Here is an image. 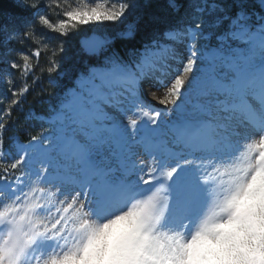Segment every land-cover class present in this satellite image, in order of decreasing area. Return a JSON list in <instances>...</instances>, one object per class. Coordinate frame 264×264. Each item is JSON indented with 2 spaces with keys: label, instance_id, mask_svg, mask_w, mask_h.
I'll list each match as a JSON object with an SVG mask.
<instances>
[{
  "label": "snow or ice",
  "instance_id": "snow-or-ice-1",
  "mask_svg": "<svg viewBox=\"0 0 264 264\" xmlns=\"http://www.w3.org/2000/svg\"><path fill=\"white\" fill-rule=\"evenodd\" d=\"M136 10L149 41L82 37L102 66L6 147L40 57ZM0 81V264H264V0H0Z\"/></svg>",
  "mask_w": 264,
  "mask_h": 264
},
{
  "label": "trees",
  "instance_id": "trees-1",
  "mask_svg": "<svg viewBox=\"0 0 264 264\" xmlns=\"http://www.w3.org/2000/svg\"><path fill=\"white\" fill-rule=\"evenodd\" d=\"M11 2L12 0H3L4 7H8ZM159 3L163 4L164 0H159ZM149 11L155 12L156 9L153 8ZM138 15H140L139 10L126 13L127 18L123 19V22L113 24L111 35L108 37L110 41L109 51L114 49L123 55L126 51L139 48L143 43L149 41L152 26L147 23L146 15L137 25L133 37L123 38L120 35V33L127 31V25L134 22ZM84 31V27L78 28L74 34L66 39V49L61 57L60 68L51 74L54 81L53 87L46 84L45 77L41 75L37 67L35 68V74L40 79L33 84L31 77H29L28 83L31 88L26 97L22 99V103L13 109L8 130L5 132L6 147L11 143L8 140L11 136L16 137L19 142L27 143L30 138L29 134L36 135L41 127L51 129L53 125L49 124L48 120L55 115L53 109L58 107L59 99L75 86V78L81 72L86 73L91 67L102 66L103 55L99 57L90 56L82 50L80 41ZM11 46L18 47L16 44ZM30 113L38 119L30 118Z\"/></svg>",
  "mask_w": 264,
  "mask_h": 264
},
{
  "label": "rangeland",
  "instance_id": "rangeland-1",
  "mask_svg": "<svg viewBox=\"0 0 264 264\" xmlns=\"http://www.w3.org/2000/svg\"><path fill=\"white\" fill-rule=\"evenodd\" d=\"M58 2L63 6L64 4H72L73 6H75L76 4H80V3H92L93 0H58ZM109 3H117L119 2V0H108ZM48 3L52 4L53 0H48ZM55 11H58L55 10ZM59 17L53 16V19H58ZM123 19V18H122ZM120 21L117 22H101V23H97V24H88V25H81L78 26V28H83L84 27V33L82 35V37L84 36H89L91 33H95L98 36H100L101 38H108L111 35V28L113 26V24L115 23H119ZM49 37H52V34L49 33L48 34ZM57 42L56 39H53V43ZM66 46V43L64 44V47ZM18 47H20L18 45ZM17 48V47H16ZM66 49V47H65ZM41 51H44V46L41 45ZM36 61L35 59H33L32 63L34 64ZM47 67H49V65L47 64V56L46 55H42L40 57V61H39V66L38 71L41 73V75H43L45 77L46 80V84L49 86L54 85V81L52 80L51 75H49L46 71ZM43 69V71H42ZM15 75H18V73H14ZM53 87V86H52ZM6 88L7 86L5 84H3L2 81H0V98H3L6 94ZM10 98V93L7 94ZM161 93L158 95L160 96ZM148 99L150 101H152L153 104H156L155 100H152V97L149 95ZM8 102L7 99L4 100L3 104H0V109H2L4 107V104H6ZM157 107H160V105L156 104ZM14 151V150H13Z\"/></svg>",
  "mask_w": 264,
  "mask_h": 264
},
{
  "label": "clouds",
  "instance_id": "clouds-1",
  "mask_svg": "<svg viewBox=\"0 0 264 264\" xmlns=\"http://www.w3.org/2000/svg\"><path fill=\"white\" fill-rule=\"evenodd\" d=\"M262 231H264V229H261L259 226H257V228H256V232H257V233H260V232H262Z\"/></svg>",
  "mask_w": 264,
  "mask_h": 264
},
{
  "label": "water",
  "instance_id": "water-1",
  "mask_svg": "<svg viewBox=\"0 0 264 264\" xmlns=\"http://www.w3.org/2000/svg\"><path fill=\"white\" fill-rule=\"evenodd\" d=\"M92 35H96V36H98L97 34H95V33H91L89 36H92ZM98 37H100V36H98ZM101 38V37H100Z\"/></svg>",
  "mask_w": 264,
  "mask_h": 264
},
{
  "label": "bare ground",
  "instance_id": "bare-ground-1",
  "mask_svg": "<svg viewBox=\"0 0 264 264\" xmlns=\"http://www.w3.org/2000/svg\"><path fill=\"white\" fill-rule=\"evenodd\" d=\"M161 92H157V96L160 94Z\"/></svg>",
  "mask_w": 264,
  "mask_h": 264
}]
</instances>
